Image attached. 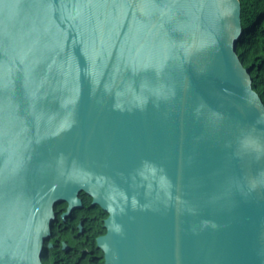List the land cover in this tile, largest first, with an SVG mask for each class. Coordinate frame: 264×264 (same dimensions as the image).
<instances>
[{"label": "water", "instance_id": "water-1", "mask_svg": "<svg viewBox=\"0 0 264 264\" xmlns=\"http://www.w3.org/2000/svg\"><path fill=\"white\" fill-rule=\"evenodd\" d=\"M243 35L240 0H0V264H43L81 192L104 264H264Z\"/></svg>", "mask_w": 264, "mask_h": 264}, {"label": "trees", "instance_id": "trees-1", "mask_svg": "<svg viewBox=\"0 0 264 264\" xmlns=\"http://www.w3.org/2000/svg\"><path fill=\"white\" fill-rule=\"evenodd\" d=\"M240 2L244 35L237 44V53L243 64L250 68L254 88L264 100V0ZM80 196L83 207L75 209L66 220L61 217L66 203L56 205L57 219L49 239L54 246L48 248L44 264H103L101 251L96 248V237L105 233L103 224L107 213L98 205L91 206V197L85 193L81 192ZM80 221L83 222V233L79 232ZM63 242L70 247L69 250L62 248Z\"/></svg>", "mask_w": 264, "mask_h": 264}, {"label": "flooded vegetation", "instance_id": "flooded-vegetation-1", "mask_svg": "<svg viewBox=\"0 0 264 264\" xmlns=\"http://www.w3.org/2000/svg\"><path fill=\"white\" fill-rule=\"evenodd\" d=\"M81 223H82V225H83V222L80 221L79 224H78V228H79V232H80V233H83V232H84L83 228H80V224H81ZM49 239H50V238H49ZM48 242H50V241L48 240V241L46 242V245H47ZM50 243H52V242H50ZM63 243H66V242H63ZM63 243H62V248H63L65 251L69 250L70 247L67 245V249H65V248L63 247ZM53 246H54V244L52 243V246H51V247H46V248H45L44 255H43V258H42V262H43V264H44V258H45V255H47V250H48V248H52ZM96 248H97V246H96ZM97 249L100 250L99 248H97ZM100 251H101V250H100ZM89 252H92V251L89 250ZM100 255L102 256V252H101ZM93 257H95V255H93ZM102 258H103V256H102ZM103 264H104V259H103Z\"/></svg>", "mask_w": 264, "mask_h": 264}, {"label": "clouds", "instance_id": "clouds-1", "mask_svg": "<svg viewBox=\"0 0 264 264\" xmlns=\"http://www.w3.org/2000/svg\"><path fill=\"white\" fill-rule=\"evenodd\" d=\"M245 147L249 148L250 150H257L258 149V146L253 147L252 142H250V141L246 142Z\"/></svg>", "mask_w": 264, "mask_h": 264}]
</instances>
